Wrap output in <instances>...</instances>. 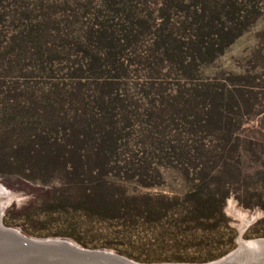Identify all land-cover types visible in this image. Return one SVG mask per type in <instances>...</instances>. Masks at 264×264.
Wrapping results in <instances>:
<instances>
[{"label": "rangeland", "instance_id": "rangeland-1", "mask_svg": "<svg viewBox=\"0 0 264 264\" xmlns=\"http://www.w3.org/2000/svg\"><path fill=\"white\" fill-rule=\"evenodd\" d=\"M0 225L139 264L263 240L264 0H0Z\"/></svg>", "mask_w": 264, "mask_h": 264}, {"label": "water", "instance_id": "water-1", "mask_svg": "<svg viewBox=\"0 0 264 264\" xmlns=\"http://www.w3.org/2000/svg\"><path fill=\"white\" fill-rule=\"evenodd\" d=\"M52 241L60 242L59 240H40L39 242L40 245H47ZM239 245H241L240 238L237 239V248L233 252L240 254L248 249ZM71 248L61 251L46 247H32L31 249V246H22V248H9L7 253H2L4 247L1 246L0 264H139L107 252L87 251L74 246H71Z\"/></svg>", "mask_w": 264, "mask_h": 264}, {"label": "bare ground", "instance_id": "bare-ground-1", "mask_svg": "<svg viewBox=\"0 0 264 264\" xmlns=\"http://www.w3.org/2000/svg\"><path fill=\"white\" fill-rule=\"evenodd\" d=\"M235 217H238V219H240L241 221L239 225L240 228L239 232H240L247 222V217L244 213H241L239 211L235 213ZM28 240L32 242H29ZM60 242L57 243L56 241L54 242L52 241L49 242V244L47 243V245H40V242L38 240L34 241L32 239L25 238L22 235H20L17 231L11 229H5L0 225V246L7 247V249L22 248V246L24 247L31 246V249L32 247H41V248L46 247L48 249L50 248L53 250L59 249L61 251H66L72 249L71 246H74L69 242H61V243ZM239 246L240 247L244 246L248 248L244 252H246V254L249 253L250 255H247L248 257H245L246 258L245 260L240 262L238 261L240 254L244 252L240 254H238V252L237 253L232 252L227 256L223 257L222 259H218L208 264H264V239L248 241V242L241 241V245Z\"/></svg>", "mask_w": 264, "mask_h": 264}, {"label": "trees", "instance_id": "trees-1", "mask_svg": "<svg viewBox=\"0 0 264 264\" xmlns=\"http://www.w3.org/2000/svg\"><path fill=\"white\" fill-rule=\"evenodd\" d=\"M235 2V1H234ZM232 2V7L235 5V3ZM234 4V5H233ZM206 191L204 186H198L196 185L195 187H193V189H191L190 191H188L187 193V197L193 199V200H198L199 195L202 194L203 191ZM212 199V198H211ZM211 199H209V201H211ZM220 203V202H219ZM201 206H197V209L200 208Z\"/></svg>", "mask_w": 264, "mask_h": 264}]
</instances>
